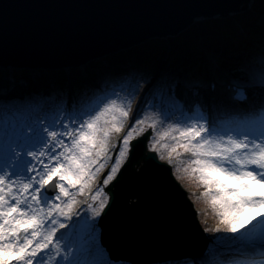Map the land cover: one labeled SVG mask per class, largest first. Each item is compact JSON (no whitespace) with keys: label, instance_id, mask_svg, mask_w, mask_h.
<instances>
[{"label":"snow or ice","instance_id":"snow-or-ice-1","mask_svg":"<svg viewBox=\"0 0 264 264\" xmlns=\"http://www.w3.org/2000/svg\"><path fill=\"white\" fill-rule=\"evenodd\" d=\"M176 87L162 85L151 102L142 107V98L131 115L128 105L139 89L131 82L119 92L71 108L30 107L3 115L0 264H114L97 235L99 218L109 204L105 188L128 161L132 140L149 129L153 135L146 137L148 151L166 159L173 175L184 173L204 188L201 196L231 240L217 252L216 244L223 239L216 235L218 226L211 230L204 254L183 259L192 264H264V104L247 113L210 109L198 88L187 102ZM248 89L264 93V77L228 85L237 101L247 98ZM126 119L131 123L125 125ZM165 124L167 129L157 133L158 125ZM122 131V139L109 148L110 135ZM165 138L169 142L162 143ZM106 162L110 170L93 184ZM203 231L209 233L208 228Z\"/></svg>","mask_w":264,"mask_h":264},{"label":"water","instance_id":"water-1","mask_svg":"<svg viewBox=\"0 0 264 264\" xmlns=\"http://www.w3.org/2000/svg\"><path fill=\"white\" fill-rule=\"evenodd\" d=\"M254 1L0 0V69L81 68L176 38L200 21L246 13ZM151 133L132 140L128 161L105 188L99 242L113 262L155 264L208 247L186 190L168 163L148 151Z\"/></svg>","mask_w":264,"mask_h":264},{"label":"trees","instance_id":"trees-1","mask_svg":"<svg viewBox=\"0 0 264 264\" xmlns=\"http://www.w3.org/2000/svg\"><path fill=\"white\" fill-rule=\"evenodd\" d=\"M264 0H255L250 11L227 19H212L196 23L178 37L168 40H151L127 51L92 61L85 71L91 75V67L108 71L104 82L118 78L119 71L129 67L138 69L144 78L159 68L162 61L168 60L164 67L168 69V77L188 84L207 82L209 76L208 59L210 55L220 56L222 70L239 82L251 77L257 81L264 76V53L259 46H264ZM103 66V67H102ZM119 71H118V70ZM128 69V68H127ZM126 69V71H127ZM125 70V69H124ZM71 78L77 80L79 69L72 70ZM19 71L14 76H23ZM50 72V79L56 87L67 84L63 76L58 77L55 71ZM95 75V74H94ZM92 76V75H91ZM42 77V83L46 79ZM74 99L83 102L90 95L85 85L76 84Z\"/></svg>","mask_w":264,"mask_h":264},{"label":"rangeland","instance_id":"rangeland-1","mask_svg":"<svg viewBox=\"0 0 264 264\" xmlns=\"http://www.w3.org/2000/svg\"><path fill=\"white\" fill-rule=\"evenodd\" d=\"M264 18V16L262 17ZM260 50L263 51L264 53V46H259ZM211 57H214L211 59ZM100 62H103V58L100 59ZM165 63H168V60L163 59L162 64L159 68H156L155 71H153L151 74H147V76L144 78L143 76H141V73H139L138 69H133V67L131 68V66H129V68H125L122 69V71H119L118 73V78L114 79L115 84L113 85H107L104 84L103 88L100 89H95L93 90V95L88 99H95L96 97L105 95V94H111L113 91H117L119 92V89L124 87L127 83L131 82V83H138L139 85V89L137 91V94L132 98L130 105H128L129 109H130V115L132 114V112L135 111V109L137 108L138 105H141V100L143 98L144 100V105H141L142 107L146 106L149 102L152 101L153 98V94L156 92V90L161 87L162 85H166V84H176V92H177V88L184 86L186 89L191 90L193 88H198L199 91H202L203 93L201 94V99L202 96L204 94V98L208 99L206 100L207 103L210 102L209 101V89H210V81L212 80L211 77H214L215 72H216V77L215 80L217 81V90L218 92L220 91V89H223V85L224 83L227 81V78L225 76H228L226 71L220 69L216 70V67H220V56H216V55H210L209 59H208V67H209V75H210V80L207 84L204 83H200V84H188L186 82L183 81H172L170 77H168L167 73H168V69L166 67H164ZM214 67H213V66ZM86 66H89V63ZM103 67V66H102ZM127 69V71H126ZM91 70H96L97 72V76H95L94 74L89 75L86 71L85 74H81V76H79L77 78V80L72 79V85H73V93H69L70 89H69V84L67 85L66 89L63 88L62 84H60V86L56 87L55 85H53L51 83V79L48 78V74L45 73V79H46V83L45 84H41V86L39 87L40 83H42V78L41 79H34L32 80L29 76L27 77V73L29 72H23L24 74H22L23 76H14L11 78L10 76H8L7 70L4 69H0V86H2L3 84L5 85L4 89L8 88L7 91L4 92H0V120H2L3 115L9 113L11 110H26L30 107H39L42 111H48L49 109H51L54 105H61V106H67V107H74L77 106L79 104H81L82 102L74 99V95H76L75 92V86L76 84H84V85H89L92 86L95 84V80L98 82V78L101 84V72L103 69H97V67H91ZM19 72V71H17ZM95 72V73H96ZM225 75V76H224ZM8 76V77H7ZM264 77V76H262ZM10 79L13 81V83L15 82H21L23 84H25V88H22L21 93L19 94H9L10 91H12L13 89L10 87L9 84H7V81H4L3 83V79ZM226 79V80H225ZM94 82V84H93ZM3 83V84H2ZM110 83V82H109ZM17 84V83H16ZM80 84V85H81ZM71 85V88H72ZM109 86V87H107ZM91 89V87H90ZM2 90V88L0 89ZM99 91V92H98ZM253 91V90H252ZM14 92V91H12ZM75 92V93H74ZM207 93V95H206ZM121 98L124 97V93H119ZM190 97H193L192 94L189 95ZM203 98V100H204ZM264 98V96H263ZM228 99V98H227ZM202 100V102H203ZM252 98L245 103L244 105L240 104V103H233L230 104V110H234L236 113H247L244 112L246 111L245 107H247L249 104H251ZM108 103H111V101L109 100ZM119 106V101H118V105ZM101 107H103V105H101ZM238 109V110H237ZM241 109V111L239 110ZM142 116H154L153 113L151 112H142L141 113ZM147 122H151V121H147ZM125 125L131 123L130 120H125L124 121ZM167 129V124L164 125V127H160L158 125L156 132H163ZM127 128L125 127L124 131H126ZM124 131L120 132V133H112L109 137V148H111V145L117 143V141L119 139H122L123 135H124ZM152 135H153V130H152ZM158 138V137H157ZM169 142L167 138H165L164 141H162V143H167ZM150 145H148L149 147ZM162 153L165 157H167V151L166 150H162ZM165 162H167V160H163ZM111 167V163L110 162H106V166L100 169V172L97 173V178L98 179H94L92 181L93 184H97L102 182V179L104 176L107 175L108 171L110 170ZM106 172V174L103 176V173ZM176 175H179L181 178L179 179V183L182 185V187L186 190L188 197L190 198V200L193 203V206L196 210V213L199 212V216L198 220L201 224V227L203 228H208L209 229V233H205V236L209 239L208 242V248L210 245V236H211V230L216 229L218 226L220 227V232H218L216 235L219 237H223L222 240H220V242L218 244H216V248H217V252H219L221 246H226L229 243H231V240L228 239V234L226 233V230L224 229V227L222 225H220V217L218 215H216V213L210 208V206L207 204L206 202V198L201 196V193L204 191V188L199 185V183L191 176L185 175L184 173H177ZM176 175L175 178H176ZM80 200H82L83 198H78ZM81 207H83V205H81ZM98 242H99V232H98ZM100 244V242H99ZM101 245V244H100ZM207 248V249H208ZM104 249V248H103ZM105 250V249H104ZM206 251V250H205ZM205 251L202 253L204 254ZM202 254L200 255H188L185 256L183 258L186 257H200ZM215 255V254H214ZM183 258H180L178 260H169L166 262H160V263H155V264H192L191 260L185 261ZM209 259V257H205V260ZM114 264H124L122 262H114ZM201 264H203V262H201Z\"/></svg>","mask_w":264,"mask_h":264},{"label":"bare ground","instance_id":"bare-ground-1","mask_svg":"<svg viewBox=\"0 0 264 264\" xmlns=\"http://www.w3.org/2000/svg\"><path fill=\"white\" fill-rule=\"evenodd\" d=\"M95 61H97V60H95ZM74 69H76V70L79 69L81 71L79 73V76H81V74L82 75L85 74L84 68H82V67L81 68L52 69L53 71H55V73L57 74L58 77L63 76L65 78V82H66L67 85L70 83L69 84V89H70V92L69 93L70 94L73 93V85H72V82H71V80L73 78H71V72H73L72 70H74ZM4 70H7V72H9L7 74L11 78L16 73V71H21L22 70V71L28 72L27 70H23V69H14V70L13 69H4ZM52 70H29V72L27 73V77L29 76L32 80H34V79H37L38 80V79H41L45 73H47L48 74L47 77L50 78L51 75H50V72H48V71H52ZM11 78L10 79H7L6 78V79H3L2 80L3 83H4V81H7L8 82L7 84H9L10 87L13 89L12 91H14V92L10 91L9 94H15V93L16 94H19V93H21L22 88H25L24 87L25 84H23L24 82L23 83H21V82H15V83H13V81L11 80ZM51 83L53 85H55L54 82H53V80H51ZM93 84H94V82H93ZM71 85H72V88H71ZM4 87H5V85L3 84L2 86H0V89L1 88H4ZM7 90H8V88H6L4 91H7ZM179 90H180V88H177V93H178L177 95L180 96L181 98H183L185 101L191 102L194 99V97H190L189 96L190 94H192L191 90H189L188 92H186V95L185 96L181 92H179ZM252 90L253 91H251L250 99L252 98L253 101L251 100L252 101L251 104H249L247 107H245L246 108L245 109L246 111H244V112H250L253 108L258 107L261 104H264V98H263L264 93H261V91L258 90V89H252ZM199 93H200V98H201V94L203 92L202 91H199ZM208 94H209L208 96H209V101L210 102L207 103L206 100H208V99H205L204 98V94L202 96V100L204 98L203 103L205 105L209 106L210 109H211L212 106H217V107H223V108H226V109H229L230 110V104H232V102L230 101V99H229V97H228V95H227V93L225 91H223V90L220 89V91L218 92V90L216 89L213 93H211L210 92V89H209V93ZM206 95H207V93H206ZM240 104L244 105L245 103H240ZM239 110L241 111V109H239ZM231 111L235 112L234 110H231Z\"/></svg>","mask_w":264,"mask_h":264}]
</instances>
